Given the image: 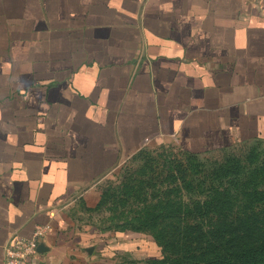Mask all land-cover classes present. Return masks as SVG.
<instances>
[{"label":"crops","instance_id":"1","mask_svg":"<svg viewBox=\"0 0 264 264\" xmlns=\"http://www.w3.org/2000/svg\"><path fill=\"white\" fill-rule=\"evenodd\" d=\"M256 141L264 0H0V264L39 226L29 264H75L113 236L74 211L143 149Z\"/></svg>","mask_w":264,"mask_h":264},{"label":"trees","instance_id":"2","mask_svg":"<svg viewBox=\"0 0 264 264\" xmlns=\"http://www.w3.org/2000/svg\"><path fill=\"white\" fill-rule=\"evenodd\" d=\"M163 183L172 187L161 194L145 181L102 190L90 211L111 205L113 212L122 210L117 218L124 223L121 231L96 229L149 233L161 257L146 264H264V155L252 151L207 166L168 162ZM131 200L156 203L129 212L128 220Z\"/></svg>","mask_w":264,"mask_h":264},{"label":"rangeland","instance_id":"3","mask_svg":"<svg viewBox=\"0 0 264 264\" xmlns=\"http://www.w3.org/2000/svg\"><path fill=\"white\" fill-rule=\"evenodd\" d=\"M252 151L264 155V142L236 144L234 147L222 152L203 154L196 157H190L189 154L175 147L146 148L128 158L113 176L103 180L100 189L118 191L119 188H124V186L137 188L140 182L145 181L150 186H155V190H159L158 194H161L167 188L172 187L170 184L163 183V179L167 174L168 162H173L174 165L182 164L184 167H190L193 163L207 166L214 161H221L232 156L244 157ZM150 191L149 188L148 192ZM155 203L156 201L141 203L131 200L127 203V209L124 212L127 213L129 220L132 218L129 212L137 210L144 204ZM74 213H76L80 224L89 225L93 229L116 231L123 229L117 228L124 223L123 220L117 218L122 210L113 212L111 205H106L96 212H82L79 209L75 210ZM148 234L114 233L113 236L101 237L100 241L92 240L89 243L92 248L91 254L84 253L83 260H79L75 264H146L145 261L159 259L161 257L160 249Z\"/></svg>","mask_w":264,"mask_h":264},{"label":"built area","instance_id":"4","mask_svg":"<svg viewBox=\"0 0 264 264\" xmlns=\"http://www.w3.org/2000/svg\"><path fill=\"white\" fill-rule=\"evenodd\" d=\"M45 235L46 228L39 226L30 238L14 236L5 247V264H29Z\"/></svg>","mask_w":264,"mask_h":264},{"label":"water","instance_id":"5","mask_svg":"<svg viewBox=\"0 0 264 264\" xmlns=\"http://www.w3.org/2000/svg\"><path fill=\"white\" fill-rule=\"evenodd\" d=\"M37 251H38L39 253H43V252H45L44 245H43V244H39V246H38V248H37ZM86 252L90 255L91 252H92V248L87 249Z\"/></svg>","mask_w":264,"mask_h":264}]
</instances>
